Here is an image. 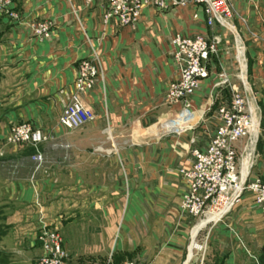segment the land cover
<instances>
[{
    "label": "crops",
    "instance_id": "obj_1",
    "mask_svg": "<svg viewBox=\"0 0 264 264\" xmlns=\"http://www.w3.org/2000/svg\"><path fill=\"white\" fill-rule=\"evenodd\" d=\"M229 1L247 46L249 71L263 76L264 0ZM15 4L19 22L0 16V206L7 227L2 250L18 264L37 262L43 220L63 238L64 264L129 259L190 264V241L199 230L191 236L195 220L179 211L178 170L185 152L175 149L170 135L151 129L170 116L163 97L176 76L171 37L209 31L200 7L146 9L130 28L115 20L104 23L98 4L85 6L84 0ZM40 20L52 22L50 37L42 42L27 25ZM92 51L102 78L82 100L95 118L68 131L58 118L74 91L79 62ZM208 92L204 82L191 100L196 109L206 106ZM262 113L264 127V104ZM25 121L54 140L38 151L4 146L9 128ZM243 145L244 140L235 144L238 154ZM249 158L252 174L264 178V130ZM203 234L211 250L200 264H248L264 246V217L246 197Z\"/></svg>",
    "mask_w": 264,
    "mask_h": 264
},
{
    "label": "built area",
    "instance_id": "obj_2",
    "mask_svg": "<svg viewBox=\"0 0 264 264\" xmlns=\"http://www.w3.org/2000/svg\"><path fill=\"white\" fill-rule=\"evenodd\" d=\"M84 4H98L104 23L115 20L130 28L138 24L146 9L164 13L189 4L200 7L209 31L171 37L176 76L167 83L163 97L171 109L170 116L186 115L181 128L163 134L191 132L185 164L178 170L182 185L180 216L199 223L206 221L203 227L216 225L250 197L264 217V178L252 174L249 158L258 136L259 107L248 82L244 41L233 22L228 0H84ZM0 16L14 22L21 20L15 0H0ZM242 22L246 23L244 19ZM27 25L37 41L50 37L51 21H30ZM226 40L231 46L221 48ZM228 59L233 61L234 73ZM100 78V59L92 51L77 66L74 91L58 118L60 127L73 131L94 120L95 115L84 105L82 96ZM204 82L209 87L208 100L206 106L196 109L191 100ZM53 140V134L26 121L11 126L4 137L6 145H27L35 151L40 144ZM242 140L245 143L238 155L235 144ZM35 158L41 159L38 152ZM38 238L42 253L37 264H64L66 253L59 233L42 223ZM118 264L154 262L129 259Z\"/></svg>",
    "mask_w": 264,
    "mask_h": 264
},
{
    "label": "rangeland",
    "instance_id": "obj_3",
    "mask_svg": "<svg viewBox=\"0 0 264 264\" xmlns=\"http://www.w3.org/2000/svg\"><path fill=\"white\" fill-rule=\"evenodd\" d=\"M228 2H229V5L231 6V8L233 9L232 3L229 0H228ZM233 15H234V12H233ZM241 22H242V20H241ZM242 24H244V23L242 22ZM250 35L252 36L253 34L250 33ZM227 40L225 41V45L221 46V48H224V47L228 48V46L229 47L231 46V45H229V42ZM244 45H245V48H246V57H247V46H246L245 42H244ZM228 61H229L230 64H232L230 66L231 73H234V70L232 69V68H234L233 61L231 59H228ZM249 66H250V64L248 63V57H247V77H248V82H249V84H250V86H251V88L253 90L254 97H255V99L257 101V105L259 107L258 108V114H259L258 115V118H259L258 135H260L261 133H263V130H264V127L262 125V115H263L262 111H263V104H264V69L261 72V74L263 76H258L256 74H254V76H252L251 72L249 71L250 70ZM175 110H177V108H175ZM185 121L186 120H184L183 122H185ZM171 127H172L171 123L163 121V123L158 126L157 132L158 133L160 131H165L166 132ZM155 129H156V127L153 128L154 132H155ZM190 133L191 132L185 133V134L183 133V134H180V135H177V134H171L170 135L172 140H173V143H174V146H175L176 150H179V152H185V148H186V146L188 144ZM244 143H245V141H244ZM3 145L4 146H9V145H6L4 141H3ZM15 146H19V145H15ZM98 148L99 149L105 148V146L102 147L101 145H98ZM0 154H1V156H3L2 152H0ZM113 175L114 174H112V176ZM100 206H105V203L103 205L100 204ZM94 207H96V205H94ZM3 215H4L3 207L0 206V264H18L16 261H14V259L8 253H6L4 250H2L3 243L1 242V239H2L4 233H5L6 229H7V227H6V225L4 224V221H3ZM42 223H44L51 231H54L43 220L39 221V228H38V235H37L38 242H39V238L38 237H39V234H40V231H41ZM198 223H199V221L195 220V222L192 224V226H191V236H192V231L200 224V223L199 224ZM210 226L211 225H207L206 227H202L201 229H199V231L197 232L194 240L192 239L190 241L191 242L190 245L192 244V242H194L195 246H196L195 249L192 250V257H191V260H190V264H200L201 260L204 259L203 258L204 256L207 257L206 260L208 261V255H209L211 249H207L206 246H204L203 240H202L203 239L202 235H204L203 233H205L207 231V229H209ZM63 242L64 241H63V238H62V246H63ZM100 245H101V243H100ZM189 250H190V248H189ZM33 260L34 261L36 260L35 256L33 257ZM250 261H249L248 264H258V261H257L256 257H253V259L250 260ZM34 264H37V262H35Z\"/></svg>",
    "mask_w": 264,
    "mask_h": 264
},
{
    "label": "bare ground",
    "instance_id": "obj_4",
    "mask_svg": "<svg viewBox=\"0 0 264 264\" xmlns=\"http://www.w3.org/2000/svg\"><path fill=\"white\" fill-rule=\"evenodd\" d=\"M185 114H182L181 116H169V117H167V118H165L164 120H161L156 126H154V127H156V129H155V132L153 131V128L151 129L152 131L151 132H154V134H163L165 131H160L159 133L157 132V128H158V126L160 125V124H162L163 123V121L165 122H169V123H171V125H172V127L168 130V131H174L175 129H179V128H181L183 125H184V120H186L185 119ZM174 124V125H173ZM176 126V127H175ZM205 223H206V221H202V222H200V224L192 231V234L194 233L195 234V231L196 230H199V229H201L204 225H205ZM194 238H195V235H193V237H192V239L194 240ZM192 251V244H191V246H190V250H189V253ZM190 255H191V253H190Z\"/></svg>",
    "mask_w": 264,
    "mask_h": 264
},
{
    "label": "trees",
    "instance_id": "obj_5",
    "mask_svg": "<svg viewBox=\"0 0 264 264\" xmlns=\"http://www.w3.org/2000/svg\"><path fill=\"white\" fill-rule=\"evenodd\" d=\"M258 264H264V246L257 257Z\"/></svg>",
    "mask_w": 264,
    "mask_h": 264
}]
</instances>
